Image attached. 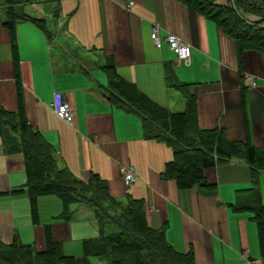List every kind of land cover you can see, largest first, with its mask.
<instances>
[{
    "label": "crops",
    "instance_id": "1",
    "mask_svg": "<svg viewBox=\"0 0 264 264\" xmlns=\"http://www.w3.org/2000/svg\"><path fill=\"white\" fill-rule=\"evenodd\" d=\"M9 9L15 14L13 36L5 25ZM153 26L161 38L172 33L188 42V60L178 61L167 42L156 47ZM109 62L152 101L182 111L185 97L165 83L169 65L178 82L190 84L201 128L221 130L228 141L248 140L260 149L264 51L239 50L213 19L178 0H0V105L16 110L21 93L29 124L52 145L58 165L85 181L97 173L112 197L142 199L147 223L166 225V239L179 252L192 250L195 264H264L253 213L242 208L255 182L264 203V166L254 180L252 167L232 158L206 167V184L184 189L162 178L172 148L144 138L139 116L109 99L102 68ZM173 90L182 99L172 98ZM54 93L73 110L71 123L53 111ZM126 166L135 175L129 185L121 172ZM25 181L22 154L4 151L0 138V241L15 239L42 251L49 228L64 254L81 256L82 240L99 236L93 210L72 204L67 220L57 195H41L34 222L27 194L10 193Z\"/></svg>",
    "mask_w": 264,
    "mask_h": 264
},
{
    "label": "trees",
    "instance_id": "2",
    "mask_svg": "<svg viewBox=\"0 0 264 264\" xmlns=\"http://www.w3.org/2000/svg\"><path fill=\"white\" fill-rule=\"evenodd\" d=\"M205 17L213 19L230 36L239 50L256 48L264 51V0H178ZM260 17L249 20L245 14ZM15 14L8 10L5 25L14 35ZM108 75L105 93L126 111L136 113L144 138L156 139L172 148V158L165 163L161 177L172 178L179 189L206 184L204 169L232 158L246 161L253 169V179L264 166V146L246 141H228L217 129H203L196 120V99L190 84L178 82L167 64L164 79L168 87L180 91L186 99L182 111H170L152 101L134 83L121 78L114 64L102 66ZM18 108L9 111L0 105V138L4 151L22 154L26 173L23 187L11 194L26 193L31 216L38 221L37 200L41 195L55 194L62 202V216L71 218L72 204L91 208L99 236L82 240V255H66L59 242L45 229V247L37 251L15 239L0 241V264H92L95 257L106 264H195L192 250L177 251L166 239V225L151 227L146 220L144 202L127 194L123 200L112 197L106 180L91 172L88 179L76 177L60 167L52 145L33 128L25 115L21 93ZM255 182L246 205L257 225L258 238L264 250V203ZM108 227L114 229L109 232Z\"/></svg>",
    "mask_w": 264,
    "mask_h": 264
},
{
    "label": "built area",
    "instance_id": "3",
    "mask_svg": "<svg viewBox=\"0 0 264 264\" xmlns=\"http://www.w3.org/2000/svg\"><path fill=\"white\" fill-rule=\"evenodd\" d=\"M132 1L128 5H132ZM151 39L156 47H160L162 42H167L170 49L175 53L178 61H187L190 56V45L179 36L169 33L163 38L158 34L157 26H153L151 30ZM250 78V77H249ZM251 84L254 85V81L250 80ZM55 114L63 120L71 123L73 120L74 112L71 109L69 103L60 93H54L53 99L50 103ZM123 180L126 185L134 182L135 175L131 166H126L121 169Z\"/></svg>",
    "mask_w": 264,
    "mask_h": 264
},
{
    "label": "rangeland",
    "instance_id": "4",
    "mask_svg": "<svg viewBox=\"0 0 264 264\" xmlns=\"http://www.w3.org/2000/svg\"><path fill=\"white\" fill-rule=\"evenodd\" d=\"M172 93H175V94H172V96H173V95H176L177 98L182 99V96H181L179 93L177 94V92H175L174 90L172 91ZM172 98H174V96H173ZM108 230H109V232H114V229L111 228V227H108ZM79 245H80V244H79ZM66 248H67V247H66ZM79 249H80V250H79V252H78V253H79L78 256L81 255L82 252H83V251H82V243H81ZM70 250H73L72 247H70ZM66 251H67V250H66Z\"/></svg>",
    "mask_w": 264,
    "mask_h": 264
}]
</instances>
